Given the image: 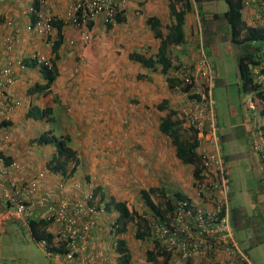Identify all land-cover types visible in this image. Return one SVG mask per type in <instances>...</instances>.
<instances>
[{
  "label": "crops",
  "instance_id": "1",
  "mask_svg": "<svg viewBox=\"0 0 264 264\" xmlns=\"http://www.w3.org/2000/svg\"><path fill=\"white\" fill-rule=\"evenodd\" d=\"M32 1L28 0L29 4L23 5L21 4L22 0H0V55L4 57L3 61L5 64L12 63L11 59L13 56L14 59H30L31 55L28 53L32 54L37 52L39 54H45L47 58L53 55L51 48L46 47V37L43 39L42 36L38 35L36 39L29 38V30L32 31V15L28 13V8ZM53 2V8H64L68 0H53ZM205 2L204 0L196 2L189 0L190 10L185 15L183 25L185 43L171 45L168 48L173 64H178V61L181 60L182 63L180 65H182L185 61H188L192 54L191 38L195 28L194 5H196V8L199 7L200 11L204 14L205 43L210 60L212 61L211 53L217 55L215 46L220 45L224 41L229 43L227 49L231 48L236 53L235 46L230 41L229 26L228 29L222 27V25L227 23L222 17V13L227 8V4L224 1L223 9L221 13H218L214 10V6L212 8L210 6L207 7L204 4ZM207 2L209 4L212 0H207ZM117 15L123 16L124 19L122 22L114 23L112 21L111 23H114L112 25L105 24V54L113 50L115 47L114 42L121 48V52L107 53L105 55V62L103 61L104 64L101 66V74L105 73V67L111 64L116 66V73L114 76L105 73V78L109 83L105 86V90L97 91L93 96L95 98L91 100L92 102L88 100V96L90 95L89 89L85 91L84 87H88L90 81H92L89 79L90 71H92L97 58L87 56V52L92 50L95 52L99 48L96 42L91 41L92 37L87 42L75 40L73 46L69 45L68 41L73 38L72 34L74 31L68 25H63L62 33L64 40L57 50V55L59 56L56 60L58 72L52 83V91L50 93L46 95L42 93L29 94L27 91V88L35 82L45 83V77L39 67H29L24 70L15 68L17 79L14 84L10 85L11 88L6 90L5 87H0V101H11L12 103L9 111L0 113V153L3 155L6 163L16 161L19 165L18 170L10 171L7 176L13 179L32 177L35 173L33 171L34 168L40 167L41 164L47 167V162L54 156V146L51 145L49 148L48 144H38L34 139L42 131L49 130V128L47 129L45 127V122L51 121L44 118V120L41 119L43 120L41 122L37 120L35 123L29 124L28 122L31 117L27 115V112L32 106L43 108L46 105L52 107L57 104L60 105L61 97L64 96L67 99L66 101H69V106L72 108V111L77 115L78 127H80L79 131H75L77 135L75 142H71V145L75 146L73 149L76 151L75 157L73 158V166L76 169L72 172L70 171L73 175L69 178L77 180L79 177L85 179L87 177L90 179L91 177L96 181V193L105 195L108 202L109 200L111 202L110 198H112V196H108L109 193L114 194L120 191L130 193L133 189L136 192L134 210L138 211L137 204L141 205L140 209L147 208L142 198V191L148 192L152 199L154 192L148 191L150 187H154L160 192L164 190L167 195H170L175 191L177 192L178 189L176 188H181V186L183 190H188L193 177L191 166L182 162L175 154V146L171 138L173 134L166 135L161 131L162 120L180 105L177 99L174 100L173 97H170V95H173L172 92H174L175 87H173L172 82L177 79L179 80L180 71L172 67L170 70L163 72L160 65L147 66L137 61L132 55L138 54L144 59L156 55L159 47V38L154 36V30L147 22V19L148 17L157 18L160 24L159 29L166 34L168 27L173 22L169 10V1L134 0L132 8H124ZM242 15L243 19L246 20L244 12H242ZM256 24L257 26H261L260 20H256ZM97 26H100V24L96 25V28ZM20 27H23L27 32L28 38L25 36L23 39L27 40L28 43H24L22 38L16 36L17 43L10 44L12 48L8 51L6 49V40L12 37L9 32L13 31L14 34H17L20 31ZM96 28L93 29L95 30ZM55 38L56 35L53 39ZM79 46H81L80 50L82 49L81 53H83V56L86 55L85 60L84 58L82 59V64L85 65V62L92 64L91 69L85 72H81L82 69H86L82 64H80L79 69L75 68L77 67L74 63L77 60L76 55H73L74 60L72 59V55L69 57V53H73L75 48L77 52ZM100 50H103V46L100 47ZM62 55L65 56L63 57ZM62 63H64L62 65L64 71L61 66ZM212 64L216 67L213 61ZM2 65L4 64L0 63V67ZM70 65L72 70H70ZM261 67L264 68L263 66ZM74 72H76L75 81L78 77H82L87 82L81 83L80 89L78 87L79 90L72 89L73 85H71V89H67L68 94L64 95V91L61 92V87H58L60 80L63 79L64 86H67L70 82H74L72 78H68V75ZM170 78L173 81H170ZM56 80H58V83H56ZM219 81L225 84L224 79ZM12 88L13 90L11 91ZM77 97L82 98L80 99L79 105L73 102ZM111 100L116 101L115 104H112ZM233 113L235 114V112ZM89 115L92 118H89ZM24 118L27 120H24ZM218 121L217 119V125ZM79 122L84 126L82 127ZM91 124H95V127L93 128ZM241 125L243 123H225L224 130L227 126L233 129ZM15 126H19L20 128L27 127L28 131L25 129H22V131L20 129H14ZM244 127L246 132L250 131L246 127V122H244ZM29 128L32 129L31 132H29ZM175 128L177 132H174L182 138L189 137V133L185 128L180 125H176ZM219 131L220 129L218 127V134ZM232 134H227V136ZM219 136L221 141H223V136L221 134ZM126 142L130 143L128 149L125 146ZM112 144H116V148L120 146L119 150L116 153L106 152L105 150L109 151L112 149H110ZM105 145H107V148H105ZM40 146H42V158L38 152ZM241 153L236 152L232 156L236 158ZM223 157L225 160L224 155ZM30 164L35 165V167L30 169ZM5 165L8 166L7 164ZM77 168L81 171L76 172ZM123 169L124 172L121 173ZM133 169L135 170L134 172H132ZM167 171L172 174L171 181H169ZM121 174L128 175V177L126 178L124 176L123 178ZM129 184H132L133 188ZM3 185L4 187L6 186L8 191L10 190L9 181ZM3 185L0 184V187H3ZM40 187L41 190L49 189L44 183ZM106 188H108V194L105 192ZM42 212L43 210L40 209V214ZM117 215L118 213L115 216ZM106 216L110 218L109 214H106ZM34 218L37 219L36 216ZM105 220L104 218L101 219L104 225ZM12 224L26 231L22 224L15 221H8L4 224L3 233L6 231V227ZM229 227L231 231L230 219ZM232 240L235 242L234 237ZM237 246L239 247V245ZM100 249L105 252V242L99 243L95 249L98 258L97 264H105V253H100ZM92 251L93 247L90 249V252L93 254ZM144 256L145 260L142 264H150L151 261L146 259V254ZM161 261L159 260V262ZM53 264H55L54 261ZM133 264L136 263L133 262ZM164 264H226V261L222 255L218 254L209 263L201 258H194L183 263L176 259L174 255H171L167 263Z\"/></svg>",
  "mask_w": 264,
  "mask_h": 264
},
{
  "label": "built area",
  "instance_id": "2",
  "mask_svg": "<svg viewBox=\"0 0 264 264\" xmlns=\"http://www.w3.org/2000/svg\"><path fill=\"white\" fill-rule=\"evenodd\" d=\"M128 1L69 0L64 22L76 30L81 38L88 39L89 24L104 25L114 21L115 16L128 7ZM244 3L257 8L255 20L264 18V0H244ZM28 13L36 15L34 24L39 35L52 31L51 20L55 19V15L46 6V0H41L39 11L30 6ZM193 13L195 28L191 38L192 54L179 68L180 81L175 85V91L180 96L178 118L181 126L190 127L195 132L200 177L192 179L190 188L185 191V198L175 201L172 208L167 207L162 199L155 202L162 205L161 213L151 210L140 213V223L151 241L162 245L182 262L201 258L209 263L219 254L224 257L226 264H251L246 253L232 240L228 215L230 186L211 97L215 68L206 52L205 34L196 5ZM10 44L11 39H7L8 51L12 48ZM46 45L51 46V42H46ZM39 60L47 64L43 56ZM18 64L20 68L24 67ZM252 73L255 81L264 87L261 67H253ZM15 81V70L9 64L0 67V87ZM187 85H191L189 90H185ZM11 107V101L0 102V113L9 111ZM251 108H255L253 104ZM249 138L251 148L258 152L264 169V121ZM18 169L16 161L6 163L0 157V184L7 181L10 184L9 191L4 185L0 187V235L8 221L18 222L30 231L29 220L36 216L47 222L44 231L52 235V240L50 243L41 240L40 244L46 249L47 246L57 249L52 252L47 250L55 264H97L95 246L100 240L101 227L98 221L102 210L99 209L93 187L84 179L75 182L70 176L50 170L45 165L34 168L35 173L31 178L7 177L10 171ZM42 183L47 187L56 184L55 192L51 194L49 189L41 190ZM40 209L43 210L42 214ZM91 247L93 254L90 252ZM107 260L115 264L113 255L109 254Z\"/></svg>",
  "mask_w": 264,
  "mask_h": 264
},
{
  "label": "rangeland",
  "instance_id": "3",
  "mask_svg": "<svg viewBox=\"0 0 264 264\" xmlns=\"http://www.w3.org/2000/svg\"><path fill=\"white\" fill-rule=\"evenodd\" d=\"M69 1V0H68ZM204 4L208 7L214 6V10L218 13H221L223 7H224V0H212L211 3L208 4L207 0ZM46 6L51 8V10L56 14L57 20H61L64 23V15L66 6L64 8H57L52 7L54 4L53 0H46ZM49 2V4H48ZM134 0L128 1V7H133ZM23 5H28V0H22ZM68 4V3H67ZM30 6V5H29ZM205 8V7H204ZM241 12L245 13V23L252 24L253 26H257L255 15L257 14V8L253 5L249 4L246 5L245 3L242 4ZM249 16V17H248ZM251 18V19H250ZM68 25V24H66ZM260 25H264V18L260 20ZM32 31L29 30V38L36 39L38 37L37 33V27L35 24H31ZM69 26V25H68ZM222 27H225L228 29L227 23L222 25ZM20 31L17 34H14L13 31H10L9 34H11V44L16 42V36L19 38H22L26 36L28 38V34L25 31L23 27L19 28ZM98 32H97V31ZM93 32V31H92ZM96 32V33H94ZM93 33L90 35V39L92 37L91 41L96 42L97 47L99 50H96L95 52L88 51L87 56H91V58L95 57L96 63L90 71V83L88 87H84L85 91L89 89L90 95L88 96V100H92L95 97H93L97 91H101L102 89L105 90V86L108 85L109 81L105 78V73H107L110 76H114L116 73V66L110 65L105 67V73L101 74V66L105 62V38H106V32H105V26L103 24H100V26H97ZM73 33V32H72ZM55 35H53L54 37ZM72 37H76L75 34H72ZM45 36H43V39ZM89 39V40H90ZM48 39L46 38V42ZM76 40L81 42H87L84 41L81 38H77ZM88 40V41H89ZM24 43H28L27 40L23 39ZM26 41V42H25ZM77 42V41H76ZM17 43V42H16ZM46 44V43H45ZM49 45H46L48 47ZM103 46V50H100V47ZM114 48L111 52L108 54L115 53L116 51L121 52V48H119L118 44L114 42ZM229 46L228 42H222L220 45L215 46L217 55L211 53L210 56L212 58L213 63L216 64L215 67V81L213 86L211 87V97L213 100V109L215 111V115L217 117L218 121V127L220 129L219 135L221 134L223 136V141L220 143V148L222 154L225 156V168L227 171L228 176V182L230 186L229 190V196H228V208H229V219L231 220V232L233 234L234 240L239 245L240 249L247 254V257L249 258V261L251 264H264V169L261 164V159L259 157L258 152L252 150L250 145L248 143L250 142L249 137L250 135L255 134L256 129L258 128V125L263 123L264 117L260 114L258 110V103L257 100L255 101V96L253 93L244 92L242 89V84L239 78V72H238V59L239 54H241V46L235 47V51H232L231 48L227 49ZM244 48H247L246 45L243 46ZM81 46L73 53H69V57L72 55V59L74 58L73 55H76L77 60L74 61V63L77 65V69H79L80 64H82V59L86 58V55L83 56V53H81L80 50ZM220 48V49H219ZM15 51V49H14ZM13 51V52H14ZM31 55V53H28ZM63 57L65 55H62ZM19 57V55H18ZM4 57L0 55L1 64H5L3 61ZM12 63H10V66H12L13 69L16 67L19 69L18 62L20 59H14V56L12 57ZM74 60V59H73ZM86 64L82 66L86 67V69H82L81 72H85L88 69H91V65L87 62ZM64 65V63L61 64V66ZM3 66V65H2ZM1 66V67H2ZM66 66V65H65ZM71 67V65L69 66ZM98 67V68H97ZM26 69V68H24ZM62 69L64 71V67L62 66ZM72 70V67L70 68ZM100 75V76H98ZM68 78L74 81L67 84V86H64V80L61 79L58 87H61V92L64 91V95L68 94L67 89H77L79 90L81 87V83L87 82L85 78L78 77L76 79V72L71 73L68 75ZM221 79L225 80V84L222 83ZM56 83H58V80H56ZM64 86V87H63ZM57 87V88H58ZM79 87V89H78ZM13 88L11 89V91ZM173 95H170V97H173L174 100L180 99V96L177 92H172ZM75 96V95H74ZM87 98V97H84ZM61 104L55 105L53 107L55 118L54 121L51 122H45V127L48 129H53L57 134L59 132H63L66 134H69L71 136V142H75L76 132L79 131L78 127V119L77 115L72 111V108L69 106V101H66L67 99L64 98V96L61 97ZM81 97L75 98V101H73L76 105H79ZM116 100V98H115ZM65 104H63V102ZM92 102V101H91ZM116 101L111 100L112 104H115ZM56 104V103H55ZM251 104L254 105L255 108H251ZM47 106V105H46ZM235 112V114L233 113ZM35 114V112H34ZM83 116V115H82ZM21 117H23L21 115ZM45 117H38L34 118L31 116L29 120V124L35 123V121H43ZM89 118H92L91 115H89ZM43 119V120H41ZM24 120H27L24 118ZM56 123L54 124V122ZM243 123L238 128L230 129V127L227 126L224 130L225 123ZM244 122H246V127L250 130L249 132H246V129L244 127ZM21 124V123H20ZM18 124V125H20ZM80 124V122H79ZM81 125V124H80ZM82 127L84 125H81ZM91 126L94 128L95 124H91ZM14 129H25L28 131L27 127H14ZM23 130V131H25ZM32 129L29 128V132H31ZM23 133V132H22ZM227 136V134H231ZM244 140V141H242ZM248 141V143H247ZM116 144H112L110 146L111 150H105L106 152H114L116 153L119 147H115ZM130 145L129 142L125 143L126 148L128 149V146ZM50 144H48V147L50 148ZM72 148H74V145H71ZM105 148H107V145H105ZM48 149V148H47ZM40 157L42 158V146L39 147L38 150ZM236 152H242L239 156L234 158L232 154ZM46 156V155H44ZM45 158V157H44ZM65 163V172L69 174L71 171V168L74 164V159H65L63 160ZM30 169H33L35 165H29ZM42 166V164H41ZM79 168V167H78ZM76 172H80L81 170H78ZM67 170V171H66ZM135 170L133 169L132 172ZM124 172L121 171V173ZM168 172V171H167ZM166 172V173H167ZM123 175V174H121ZM169 181L172 180V174L168 172ZM125 174L123 175L124 178ZM126 178L128 177L125 176ZM31 178V177H30ZM82 179V177H80ZM86 180L89 181L88 184L90 186H94L95 189V183L91 177L86 178ZM93 180V181H91ZM127 180V179H126ZM77 182V180H74ZM185 181V179H184ZM188 182V180H187ZM72 183V182H71ZM173 183V181H172ZM178 184V183H176ZM56 184H50L48 185V188L53 194L55 192L54 188H56ZM131 188H133L132 184H129ZM85 187H88L85 185ZM108 188L105 189L106 194H108ZM178 191H182L183 187L176 188ZM186 191V189L184 190ZM108 196H112L113 198L117 200H124L127 205H129V208L134 209L135 199H136V192L132 189L131 192H116L114 194L109 193ZM156 201H158L160 198L157 196H153ZM100 198V195L97 194V203L98 199ZM109 199V198H107ZM137 202V200H136ZM101 206V205H100ZM138 207V211L140 213H144L143 209H140V204L136 205ZM103 214V213H101ZM107 214H109L110 219H113L115 216V212L107 211ZM238 215V216H237ZM105 214H103L104 220ZM100 218V220L102 219ZM239 219V221H238ZM106 221V220H105ZM238 221V222H237ZM134 223L128 222L126 225L127 231L124 233V237L127 240L128 245L130 246L132 253H133V262L136 264H142L145 260V249L150 247V242L147 241H139L134 237ZM19 227L12 225H8L6 227V231L0 236V264H53V261L50 256L47 255L45 248L40 245L39 242L34 240L29 232L24 231ZM151 264V262H150Z\"/></svg>",
  "mask_w": 264,
  "mask_h": 264
},
{
  "label": "trees",
  "instance_id": "4",
  "mask_svg": "<svg viewBox=\"0 0 264 264\" xmlns=\"http://www.w3.org/2000/svg\"><path fill=\"white\" fill-rule=\"evenodd\" d=\"M169 1V10L172 16L173 22L168 27V32L164 34L159 29V21L155 17H148L147 22L150 24L151 28L154 30V36L159 38V47L157 50L156 55L148 57L144 59L138 54H132L133 57L136 58L137 61L144 63L147 66H154L155 64L160 65L162 67V71L166 72L170 70L172 67L178 69L181 67V60L178 61V64H173L171 59V55H169L170 51L168 50L169 46L171 45H181L185 43L184 32H183V25L185 22V15L187 11L190 10L189 0H168ZM200 1V0H196ZM227 4V8L222 13V17L226 20L229 26V37L231 43L237 47L241 46V54H239L238 59V72L239 78L242 84V89L244 92L253 93L255 96V101H260L259 110L260 114L264 115V87L258 84L255 81L254 75L252 73V68L255 66H263L264 67V25L261 26H253L250 24L245 23L243 19V15L241 12L242 4L244 0H224ZM180 4V5H179ZM31 6L35 9V11H39L41 8V0H33L31 2ZM179 6V7H178ZM199 12L200 21L204 27V14L200 11L199 7L197 8ZM31 22L32 24L35 23L37 17L34 14H31ZM216 16V14H214ZM123 16L116 15L114 18V23L122 22ZM114 23H106L108 25H112ZM63 23L61 20L52 19L51 25L56 30V38L51 42V51L53 53L50 62L51 65L42 62V64L37 63L36 58L30 59H21V63L25 66L29 67H36L39 66L40 70L45 77V83L36 82L28 88L29 94L32 93H42L46 95L52 91V83L57 76V66L56 60L59 58L57 55V50L60 48L61 44L63 43L64 36L62 33ZM107 25V26H108ZM105 26V23H104ZM89 38L84 39V41H88L90 39L91 33L95 30L96 25L93 23L89 24ZM93 30V32H92ZM74 31L73 34L76 35L78 32L72 28ZM206 37V35H205ZM48 39L51 40L50 36ZM75 37L71 38L72 44L75 43ZM72 45V46H73ZM247 48H244L245 46ZM206 47V45H205ZM207 52V49H206ZM208 54V53H207ZM209 57V55H208ZM210 59V57H209ZM212 62V61H211ZM215 68V67H214ZM261 71L264 72V68L261 67ZM170 81H173L170 78ZM180 80H174L172 82L173 87L175 83H178ZM191 85H187L185 90H189ZM176 92V91H175ZM179 107L175 108L170 114H168L161 122V131L164 132L166 135L170 133L173 134L172 142L175 146V154L176 156L185 164H188L192 168V177L194 180L200 177L201 168L199 165L198 154L196 152L197 143L194 140V130L190 127L185 128L188 133L189 137L182 138L179 134H176L174 131L177 132L175 126L180 125L181 122L178 118ZM35 112V114H34ZM27 115L30 117L33 116L34 118L38 117H45L49 121H54L55 114L54 109L52 106H45L43 108H39L37 106H32L29 108ZM56 121L54 122V124ZM182 127V126H181ZM184 128V127H183ZM34 141L38 144H50L54 146V156L47 162V167L50 170H65V163L63 160L65 159H73L75 157L76 151L71 146V136L69 134L59 132L57 134L52 128L49 130L42 131L37 137H35ZM0 157L3 155L0 153ZM4 159V157H3ZM9 163V162H8ZM76 169L73 166L74 171ZM94 194H96V190H93ZM148 191L155 192L156 188L150 187ZM161 195L166 202L167 207L172 208L173 203L177 200L184 199L185 195L181 192H174L171 196L167 195L164 190L161 191ZM142 198L146 206L149 210L155 211L156 213H161L163 210L162 205L160 203H155L152 198L150 197L148 192L142 191ZM111 202L106 200L105 195L100 194V204L102 208L106 211H115L117 212L118 219L123 222L122 229H117L118 232L126 231L124 224L127 221L135 222L136 224V231L135 237L138 239L144 240L147 237V232L142 229V225L140 223L141 216L138 214L137 211L134 209H130L125 201L116 200L113 197L110 198ZM30 231L31 235L34 239L41 241L46 240V242L50 243L52 240V235L44 231V226L46 227L47 222L41 219L31 218L29 220ZM146 229L149 231V227L146 226ZM52 250H57L51 248ZM116 251H117V264H131L132 255L130 252V248L127 245V241L125 238L120 237L116 244ZM146 259L148 261L153 262V264H164L167 263L171 254L156 242L152 249L146 250ZM161 258L162 261L159 262L157 259Z\"/></svg>",
  "mask_w": 264,
  "mask_h": 264
},
{
  "label": "clouds",
  "instance_id": "5",
  "mask_svg": "<svg viewBox=\"0 0 264 264\" xmlns=\"http://www.w3.org/2000/svg\"><path fill=\"white\" fill-rule=\"evenodd\" d=\"M48 1V0H47ZM195 2H196V0H195ZM47 3V2H46ZM30 6H31V4H30ZM29 6V7H30ZM198 8V7H197ZM29 9V8H28ZM30 14H32V13H30ZM197 14H198V17H199V12H198V9H197ZM54 15H56V14H54ZM56 20H57V17L55 16L54 17ZM199 19H200V17H199ZM195 20V19H194ZM65 23V22H64ZM201 24H202V22H201ZM64 25H66V23L64 24ZM69 25V24H68ZM70 26V25H69ZM71 27V26H70ZM202 27H203V24H202ZM72 28V27H71ZM203 32H204V34H205V31H204V28H203ZM51 35V40H49L48 39V36H50ZM53 35H56V30L52 27V31L50 32V33H48V34H46V35H40V36H45L48 40L47 41H50V42H52L54 39H53ZM77 37L78 38H81V36L79 35V34H77ZM81 39H83V38H81ZM84 40V39H83ZM45 43H46V41H45ZM69 45H73L72 44V41H70L69 43H68ZM206 44V43H205ZM48 47H50L51 48V46H48ZM34 55V56H33ZM41 56H43L44 58H45V61L47 62V64L48 65H51V62H50V59H51V57H46L45 56V54H39V53H32L31 54V56H30V58H36V60H37V63H38V65L39 64H42L41 62H40V60H39V58L41 57ZM19 63L20 64H22L21 63V59H20V61H19ZM7 64H9V63H7ZM5 65V64H4ZM10 65V64H9ZM23 65V64H22ZM24 67L23 68H20L19 67V69L20 70H24V68H29V66H25V65H23ZM12 67V66H11ZM37 67H39V66H37ZM17 68V67H16ZM18 69V68H17ZM15 70V69H14ZM40 71V70H39ZM15 76H16V79H17V73H16V70H15ZM36 83V82H35ZM14 84V83H13ZM11 84H5V88H6V90H8L9 88H11V86H10ZM33 85V84H32ZM29 88V87H28ZM27 88V89H28ZM174 91H175V87H174ZM1 102V101H0ZM2 103H6V102H4V101H2ZM258 107H259V104H258ZM258 110H259V108H258ZM259 112H260V110H259ZM263 116V115H262ZM48 168V167H47ZM49 169V168H48ZM54 171H56V172H61L63 175H65V176H72L73 174H71L70 172H69V174L67 173V172H63V171H60V170H54ZM78 179H80V180H85L87 183H89V181L88 180H86L85 178H78ZM93 190H95L94 189V187H93ZM176 192V191H175ZM178 192V191H177ZM179 192H181L182 194H185V191L182 189V191H179ZM97 194V193H96ZM95 194V195H96ZM173 194V193H172ZM172 194H170V196L172 195ZM153 196H157V197H159L160 199L158 200V201H156L155 199H154V197ZM152 197H153V201L154 202H160L162 199H163V197H162V195H161V192L159 191V190H156L153 194H152ZM98 202H100V198L98 199ZM101 204H98V206H99V209H101L102 210V213L103 214H107V211L106 210H104L103 208H102V206H100ZM146 208V207H145ZM131 209V208H130ZM137 211V210H136ZM144 212H148V211H150L149 210V208L147 207L146 209H144L143 210ZM111 212H115V211H111ZM138 212V214H140V212L139 211H137ZM103 214H101V216L99 217V226L101 227V231H100V240L98 241V243L96 244V246H95V249L98 247V244L99 243H101V242H105V252L104 251H102L101 249V251H100V253H105V264H113V263H111L110 261H108L107 260V256L110 254V255H113V258H114V260H115V264H117V251H116V244H117V241H118V239L120 238V237H123V238H125L123 235H124V233L127 231V229H126V225H127V223L128 222H130V221H127L125 224H124V227H125V230L126 231H123V232H118L117 231V229H119L120 228V230L122 229V221H121V219L119 220L118 219V215L117 216H115L116 214H117V212H115V217L113 218V219H110V218H107L108 219V222H107V219H106V221H105V225L104 224H102V222H101V220H100V218H102L103 217ZM107 216H105V218H106ZM132 223H134L133 225H134V233H135V231H136V224H135V222H132ZM117 228V229H116ZM27 232H29L30 233V235H31V231H28V230H26ZM3 233V232H2ZM133 233V234H134ZM2 235V234H1ZM0 235V236H1ZM31 237H32V235H31ZM134 237H135V234H134ZM33 238V237H32ZM136 238V237H135ZM34 239V238H33ZM126 239V238H125ZM137 240H139L138 238H136ZM34 240H36V239H34ZM149 241L150 242V247H148V248H146L145 249V252H146V250H149V249H152L153 247H154V244L156 243H154L153 241H151L150 240V238L148 237V235H147V237L144 239V240H142V239H140L139 241ZM37 242H39L40 243V241H38V240H36ZM127 241V240H126ZM41 245V244H40ZM127 245H128V243H127ZM129 246V245H128ZM162 245H160V247H161ZM44 247V246H43ZM163 247V246H162ZM129 248H130V246H129ZM164 248V247H163ZM51 250V252L52 251H55V250H52L49 246H47V249L45 248V250H46V253H47V250ZM165 249V248H164ZM165 251H166V249H165ZM130 252H131V255H132V259H131V262L133 261V254H132V250H131V248H130ZM167 252H169V251H167ZM95 253H96V251H95ZM116 254V255H115ZM171 254V253H170ZM48 255V254H47ZM49 256V255H48ZM52 258V257H51ZM98 259V258H97ZM176 259H178L177 257H176ZM158 261L159 260H162L161 258H159L158 257V259H157ZM179 260V259H178ZM52 261H54V259L52 258ZM181 261V260H180ZM55 262V261H54ZM184 263V262H183ZM132 264H133V262H132Z\"/></svg>",
  "mask_w": 264,
  "mask_h": 264
}]
</instances>
